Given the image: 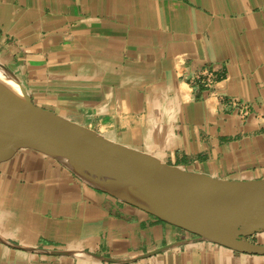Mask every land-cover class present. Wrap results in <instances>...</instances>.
<instances>
[{"label": "crops", "instance_id": "0c3cea01", "mask_svg": "<svg viewBox=\"0 0 264 264\" xmlns=\"http://www.w3.org/2000/svg\"><path fill=\"white\" fill-rule=\"evenodd\" d=\"M0 66L109 142L264 179V0H0ZM195 238L0 131V264H264Z\"/></svg>", "mask_w": 264, "mask_h": 264}, {"label": "water", "instance_id": "95a60500", "mask_svg": "<svg viewBox=\"0 0 264 264\" xmlns=\"http://www.w3.org/2000/svg\"><path fill=\"white\" fill-rule=\"evenodd\" d=\"M0 131L56 160L90 188L233 252L264 257V179L185 172L36 106L0 66ZM161 250H158L160 252Z\"/></svg>", "mask_w": 264, "mask_h": 264}, {"label": "flooded vegetation", "instance_id": "af4514ba", "mask_svg": "<svg viewBox=\"0 0 264 264\" xmlns=\"http://www.w3.org/2000/svg\"><path fill=\"white\" fill-rule=\"evenodd\" d=\"M258 237H259V235H255V236L249 238V240H250L251 242H253V243L264 244V241H261ZM252 239H256V240L253 241ZM257 239H258V240H257Z\"/></svg>", "mask_w": 264, "mask_h": 264}, {"label": "rangeland", "instance_id": "374dc122", "mask_svg": "<svg viewBox=\"0 0 264 264\" xmlns=\"http://www.w3.org/2000/svg\"><path fill=\"white\" fill-rule=\"evenodd\" d=\"M261 241H264V233L261 234V236L258 237ZM253 241H255L256 239H252ZM258 240V239H257Z\"/></svg>", "mask_w": 264, "mask_h": 264}]
</instances>
